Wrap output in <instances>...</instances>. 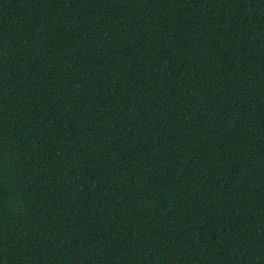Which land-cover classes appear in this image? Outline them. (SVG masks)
I'll return each instance as SVG.
<instances>
[{"label": "trees", "instance_id": "1", "mask_svg": "<svg viewBox=\"0 0 264 264\" xmlns=\"http://www.w3.org/2000/svg\"><path fill=\"white\" fill-rule=\"evenodd\" d=\"M0 264H264V0H0Z\"/></svg>", "mask_w": 264, "mask_h": 264}]
</instances>
